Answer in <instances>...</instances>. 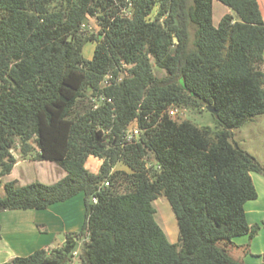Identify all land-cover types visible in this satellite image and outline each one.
<instances>
[{
	"label": "trees",
	"instance_id": "obj_1",
	"mask_svg": "<svg viewBox=\"0 0 264 264\" xmlns=\"http://www.w3.org/2000/svg\"><path fill=\"white\" fill-rule=\"evenodd\" d=\"M213 1L0 0V179L14 149L66 171L52 184H3L0 239L5 210L80 193L85 204L82 228L61 245L0 264H71L81 242L78 264H246L229 247L260 229L245 206L264 167L234 129L264 114V17L259 0H219L238 19L227 13L215 25ZM91 18L96 33L83 28ZM208 106L220 129L171 113ZM133 125L140 134L130 141ZM90 156L102 160L97 173ZM159 195L178 243L156 220Z\"/></svg>",
	"mask_w": 264,
	"mask_h": 264
},
{
	"label": "crops",
	"instance_id": "obj_2",
	"mask_svg": "<svg viewBox=\"0 0 264 264\" xmlns=\"http://www.w3.org/2000/svg\"><path fill=\"white\" fill-rule=\"evenodd\" d=\"M259 2L264 17V0H259ZM224 11L223 16L231 13L235 19H238L231 8ZM214 24L218 25L219 23L216 24L214 21ZM13 153L17 158V162L12 172L0 179L2 188L4 183L10 181H14L16 186L25 185L33 181L52 184L66 175V171L55 162L36 160L31 157L23 158L19 150L16 149L15 151L13 150ZM92 157L94 156H90L87 159L86 166L87 168L91 167L93 170L91 171L97 173L102 160L97 157L92 160ZM43 178L51 180H43ZM263 181L264 179L257 177V185L260 183L261 187H264ZM259 198L260 194L258 192V197L254 199L256 201L250 200L254 202L249 203L248 201L245 206L250 225H260L258 233L251 239L247 236L237 237L229 247L231 254L246 264L256 263V259L250 257L252 256L250 254L251 251L259 257L257 263L263 264L261 255L264 253V205L261 204L262 202ZM1 220L0 262L11 261L17 256L29 255L38 248H54L65 241L68 232L79 231L85 221L84 195L82 193L77 194L70 199L52 204L48 208L41 210H5L1 214ZM247 247L249 248L248 250ZM235 253L239 255L235 256Z\"/></svg>",
	"mask_w": 264,
	"mask_h": 264
},
{
	"label": "rangeland",
	"instance_id": "obj_3",
	"mask_svg": "<svg viewBox=\"0 0 264 264\" xmlns=\"http://www.w3.org/2000/svg\"><path fill=\"white\" fill-rule=\"evenodd\" d=\"M225 9H229V7L219 0H214L213 19L216 24L220 22V19L223 16V12H225L224 11ZM83 28L84 30L88 31V33H96L99 31L97 22L93 18H91L90 21L85 22L83 25ZM192 34H194V30H192ZM95 46H96L95 42H88L85 44L83 48V53L85 57L91 58L92 53L95 49ZM153 65H154V72L158 77H162L166 74L164 69L159 68L154 63V60H153ZM173 116L177 118L179 121L189 120L193 122L195 125L200 126V127L210 126L215 130L220 129V127H218L215 114L206 107H204L203 109H200L198 107L178 108L176 109V112L173 114ZM234 139L240 144V146L244 150L254 155L257 158V160L261 163V165L264 167V114L255 115L250 120H248L243 126H241L240 128L234 129ZM91 159L94 160V157H92ZM96 161H99V160H96ZM89 168L91 167H88V169ZM115 169H126V166L123 165L122 163H119L117 164ZM89 170L91 171L92 168ZM252 177H253L254 183L256 184L258 188V192L260 194L259 200L262 202L261 204L264 205V202H263L264 201L263 200L264 199V187H261L260 183L259 185H257V177L264 179V175L261 173L253 172ZM43 180L49 181L51 179L43 178ZM120 190L124 191V187H122ZM0 196L5 197V192L2 186L0 187ZM254 201H249V203L254 202ZM153 205L156 210V213H155L156 220L163 228L169 241L172 243H178L179 242V226H178L176 216L171 208V205L168 199L164 195H159L153 201ZM245 236L251 239L248 235H245ZM82 245H83V242L80 243L79 249L77 250L75 254L74 262L71 264H78ZM58 246L59 245L55 247H58ZM248 247H247V250L249 249ZM50 249H53V248H50ZM250 254L252 255L250 257H253L256 259L255 264H258L257 260H259V257L256 254H253L252 251L250 252ZM234 255L238 256L239 254L235 253Z\"/></svg>",
	"mask_w": 264,
	"mask_h": 264
},
{
	"label": "built area",
	"instance_id": "obj_4",
	"mask_svg": "<svg viewBox=\"0 0 264 264\" xmlns=\"http://www.w3.org/2000/svg\"><path fill=\"white\" fill-rule=\"evenodd\" d=\"M110 80H111V76L107 77V78L104 80V83H105V84H109V83H110ZM175 112H176V109H173V110L171 111L172 114H174ZM139 134H140V130H139L138 126H137V125H133V126H131V127L129 128V131H128V137H127V138H128V140L131 141V140L137 138ZM104 184H105V186H107V185H109V182L106 181ZM94 201H96V198H94Z\"/></svg>",
	"mask_w": 264,
	"mask_h": 264
},
{
	"label": "water",
	"instance_id": "obj_5",
	"mask_svg": "<svg viewBox=\"0 0 264 264\" xmlns=\"http://www.w3.org/2000/svg\"><path fill=\"white\" fill-rule=\"evenodd\" d=\"M207 108L210 109L211 111H213V109L211 107L208 106Z\"/></svg>",
	"mask_w": 264,
	"mask_h": 264
}]
</instances>
